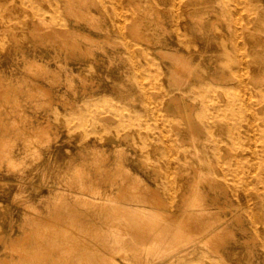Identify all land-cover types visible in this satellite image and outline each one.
Masks as SVG:
<instances>
[{
	"label": "rangeland",
	"instance_id": "374dc122",
	"mask_svg": "<svg viewBox=\"0 0 264 264\" xmlns=\"http://www.w3.org/2000/svg\"><path fill=\"white\" fill-rule=\"evenodd\" d=\"M33 4L44 12H33L18 0L0 1V16H4L0 70L20 83L22 124L46 127L33 131L36 137L30 146L21 135L13 134L12 158H0V252L9 233L14 236L29 228L33 207L47 214L57 204L66 213L58 199L61 194L78 198L76 205L87 208L92 217L101 213V201L83 203L82 194L93 197L95 193L88 176L77 172V168L91 169L96 148L107 152L101 162L109 169L97 176L98 184L102 189L111 178L123 182L118 188H124L125 196L118 201L151 207L144 198L152 190L173 216L207 207L211 214L205 218L218 214L232 231L216 246L205 242L206 229L196 236L193 252L178 257L168 251L165 238L157 249L159 242L155 244L148 235L135 243L134 251L118 244L113 252L115 263L264 264V132L248 129L249 109L244 108L235 117L214 112L201 116L194 138L181 116L166 113L163 107L172 94L191 101L195 110L204 100L195 89L182 95L168 75L172 62L157 52L160 47L179 49L194 69L204 73L201 80L211 81V74L223 76L212 80L222 88L235 87L242 70L253 74L250 89L236 88L234 95L254 103L256 115H264V0H87L85 18L78 20L61 10L62 0H33ZM53 6L59 9V19L51 14ZM118 23L122 30L115 28ZM132 25L137 26V34ZM77 27L88 37L77 34ZM128 42L133 46L127 48ZM22 53L40 57L45 68L29 69ZM228 99L218 89L207 104L212 107ZM2 116L9 123V117ZM156 119L164 129L155 127ZM236 119L242 145L230 138ZM255 124L264 127V121ZM121 158L130 174L117 168ZM135 178L142 183L138 185ZM84 184L88 189L80 186ZM198 192L203 194L204 205L195 202L200 199L194 194ZM128 210L132 209L122 211L134 214ZM113 232L108 236L102 232L98 239L114 243ZM107 263L112 264L109 259Z\"/></svg>",
	"mask_w": 264,
	"mask_h": 264
},
{
	"label": "bare ground",
	"instance_id": "6f19581e",
	"mask_svg": "<svg viewBox=\"0 0 264 264\" xmlns=\"http://www.w3.org/2000/svg\"><path fill=\"white\" fill-rule=\"evenodd\" d=\"M10 1L14 2V0ZM18 1L30 7L33 12H44V8L34 5L33 0ZM35 1L37 3L46 2V0ZM86 4L87 0H62L63 7L61 8V10L66 14L73 15L76 20L83 19L86 15ZM171 5H173V3H171ZM58 13V7L53 6L51 14L59 19ZM158 16L160 17L159 14ZM3 17L4 16H0V21ZM89 24L95 28L103 29L105 32H107V30L101 25L94 24V22H89ZM122 26V23L115 24L116 29L119 28L120 30H122ZM131 28L134 29L136 34L138 33L136 25H132ZM76 33L88 37V35L84 34L83 31H80L79 28L76 30ZM73 44H75V42H73ZM132 46V42L126 43L127 48H130ZM184 46L188 47L189 45L184 43ZM157 52L162 58H167L172 62V64L169 65L168 75L171 79L178 83V87L182 95L184 93H187L188 91L195 89L198 91V96L204 100V105H202L200 109L195 110L194 104L191 101L185 99L183 96L172 94L170 95L168 102L163 107L166 113L179 114L194 138H196L197 136L198 122L201 116H207L209 114L212 115L214 112L216 113V115H230L232 117H235L238 116L240 112L244 111V108L249 109L247 117L248 129L253 132H264V127L259 128L255 124V121L257 120L264 121V115H256V113L253 111L254 103L246 102L244 101L245 99L242 100L241 97L234 95L236 88H240L244 92L250 89L249 82L255 81L253 74L245 72L246 70H242V72H240L239 74L238 84L235 87L230 86L222 88L214 85L212 83V80L216 81L218 79H225L223 76L217 77L214 74H211V81L210 79L201 80L204 73L194 69L192 64L190 63L189 58L179 49L160 47L157 49ZM65 56L67 57V55ZM144 57H146L150 61L149 63H153L154 65L156 64V61L147 53L144 54ZM21 59L23 60V63H27L29 69L31 70H34L35 68H39L42 70L45 68V66L40 64L43 63L42 59L40 57H37L36 55L29 56L27 55V53H22ZM134 63L138 62L135 61ZM18 83L19 81L13 82L9 80V78H7L5 74H3V71L0 70V126L2 131L0 133V158L3 156H7L9 159L12 158L9 146L12 145L13 134L21 135V137L24 138L26 145L30 146L33 138L36 137L34 136L33 131L41 132L46 128L45 126L37 127L22 124L21 106L18 96V91L21 88ZM31 83L36 85L37 82L35 80H31ZM218 89L219 91H224V93L228 95L229 99L224 104L216 102L212 107H209L207 103L208 101L214 100L215 92L218 91ZM106 106L108 105L106 104L105 107ZM2 109L4 110L3 112ZM3 114H6L9 117V123L4 122V117L2 116ZM93 115L94 117H96L95 114ZM173 125L175 127L177 125L175 120L173 121ZM159 126L164 129V125L162 126L159 120L157 121L156 119L155 127L159 128ZM242 136L243 135L239 129V124L236 119L233 121L230 138L232 142L234 141V143L242 145ZM29 151H31V149ZM94 151L95 154L93 157L91 169L77 168V172H82L84 173V175L88 176V178L90 179L89 182L91 184L89 186L90 190L95 193L93 197L82 194L83 203H98L99 201H101L99 204L101 213H99L96 217H92L93 213H91L87 208H79L76 205V202H80L78 198L71 199L70 196L65 194H61L59 198H57L61 199L63 203L61 207L62 209L63 207L66 208V213L58 210L57 204L54 207V211L48 212L47 214H41L38 209L33 207L32 209L34 212L31 216V223L29 225V228L24 230L21 234L18 233L14 236L9 233L7 238L3 241L1 250L2 252H0V264H108V259L112 262V264H118L115 263L113 256V252L119 249L117 247L118 244L126 245V247H128L130 250H133L135 249V243H141V241H144L146 239V236L148 235H151L152 238L150 239H152V242L154 240L155 244L156 242H159L157 243L159 244L156 247L157 249L162 244L161 241L163 240V238H165V241H163L166 243V246H168V249H170L168 251H173V254L178 257L184 256L188 253L191 254L195 249L194 243L197 242L196 236L204 232L206 229L208 230V232L204 238L205 242L209 244H217L216 246H218L219 243L223 240L225 234L232 232L231 229H228L227 226L223 223L224 220L218 214H213L212 216L205 218L204 216L206 214H211V210H209V208L207 207H203L198 210H185L184 212H182V214L184 213V215H181V217L179 218L173 216L164 207V201L160 197H158L154 191L150 190V187L147 186V184L144 185L148 190H150V193L146 195L144 200L148 201L151 204V207L149 206L140 208L139 206H135L130 202L118 201V198L125 196L124 188H118L119 185L123 184V182H117L111 178L110 180H108L109 185L101 189V185L98 184L99 180L97 176L103 173H109L108 165L101 162V160H104L107 157V152H98L96 148ZM116 166L119 171L125 172V174L131 173L128 167L124 165L122 158L118 160ZM135 180L138 185L142 183V179L140 178H135ZM80 186L84 189H88V186H85V184ZM194 194L197 196V198H200L198 201L195 200V202L199 205H204L205 202L203 194L201 192ZM112 197L114 199H112ZM143 203L145 202L143 201ZM103 204L109 205L110 208H104L105 206ZM24 205L29 206V204L26 202L24 203ZM124 209H132L134 211V214L127 215L122 211ZM132 210H128V212L130 211L132 213ZM135 221L137 222L136 227L134 225ZM203 222H206L204 229L201 228V224ZM198 228L201 229L198 230ZM102 232L105 236L111 235L112 232L115 233V242L112 243L108 239H98L99 234ZM151 247L155 248V245H151ZM163 247H165V245ZM165 249L163 250L165 251ZM160 253H162V256L165 255L161 251ZM158 254L156 255L158 256ZM91 255L93 257H91ZM159 255L160 256L158 258H161V254ZM99 258H102L103 260Z\"/></svg>",
	"mask_w": 264,
	"mask_h": 264
}]
</instances>
